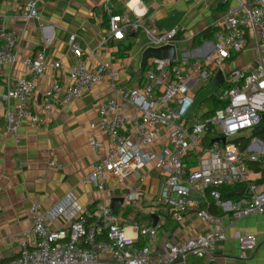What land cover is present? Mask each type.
<instances>
[{"label": "built area", "instance_id": "2783aa9c", "mask_svg": "<svg viewBox=\"0 0 264 264\" xmlns=\"http://www.w3.org/2000/svg\"><path fill=\"white\" fill-rule=\"evenodd\" d=\"M232 1L237 4L229 7L221 23L215 26L212 40L183 51L172 67L161 71L151 68L142 87L118 90L119 100L99 105L100 129L108 135L110 148L84 179L85 184L103 190L107 179L122 182L131 175L139 177L141 170L153 164L162 177L163 189L148 217L171 216L182 224L187 214L194 213L211 229L182 243L168 242L156 253L159 221L156 225H144L135 219L124 226L105 202L98 203L94 210L84 211L69 200L48 212L35 205L31 210L33 239L28 241L24 235L19 256L8 264H175L179 261L218 264L217 247L226 241L223 220L237 221L252 214L264 216V185L260 187L249 178L248 166V162L259 163L264 171V147L247 152L235 143L241 133L261 125L264 117V0H221V3L227 5ZM24 3L23 15L37 18L36 0ZM127 26L123 16H111L110 38L122 36ZM248 35L257 40L260 56L245 68L226 74L227 86L217 94L218 101L225 106L209 115L192 110L193 86H208L216 71L223 72L233 56L248 47ZM148 36L161 47L173 45L177 33L158 37L148 32ZM70 48L80 63L72 69L68 86L54 80L45 91L41 106L45 117L60 105L62 93L63 102L70 103L95 88L105 76L118 77L119 73L108 65L87 69L78 45L72 43ZM16 60L15 36L0 19V65L13 66ZM26 64L31 78L20 80L0 100V105L10 100L19 103L16 112L7 115L6 128L12 133L24 121L33 125L41 122L31 113L29 103L37 88L36 79L48 67L46 48ZM53 66L61 67L59 63ZM125 104L136 112L129 128L123 113ZM208 137L213 138L210 145H206ZM220 138L225 139V144L215 141ZM161 139H166V143L155 152L153 147ZM90 146L97 150L101 144L93 141ZM226 185L244 187L245 192L237 200H224L219 189ZM141 196L136 188L129 200ZM203 205L207 209H202ZM212 206L223 215L212 214L209 211ZM60 216L70 220L68 226L51 229L48 222ZM238 240L243 251H254L257 247L253 235L240 236ZM189 259L199 262L189 263Z\"/></svg>", "mask_w": 264, "mask_h": 264}, {"label": "crops", "instance_id": "0c3cea01", "mask_svg": "<svg viewBox=\"0 0 264 264\" xmlns=\"http://www.w3.org/2000/svg\"><path fill=\"white\" fill-rule=\"evenodd\" d=\"M24 1L0 2V19L14 34L17 51L13 66L0 65V100L20 80L31 78L26 61L43 48L48 67L36 79L37 88L29 103L31 113L41 119L40 123L24 121L12 133L6 128L7 115L15 113L19 103L10 100L0 105V264H8L19 256L24 235L28 241L33 239L31 210L35 205L48 212L69 200L82 211L94 210L101 202L112 209V199L124 198L116 213L121 224L125 226L138 219L144 225H154L155 219L147 214L162 192L163 180L153 164L141 170L139 177L131 175L122 182L107 179L103 190L84 183L110 148L108 135L100 129L98 107L104 101L119 100L118 90L142 87L151 68L161 71L170 67L168 61L149 59L141 73L143 53L150 47H160L152 43L148 32L159 37L175 31L173 45L180 56L183 51L212 40L214 35L195 42L200 34L220 24L229 7L237 4L232 1L224 5L221 0H36L37 18L28 19L23 15ZM113 15L123 16L128 23L122 36L116 38L109 36V19ZM247 41L248 47L234 55L223 72L216 71L208 86L192 85L194 99L202 91H211L195 112L207 115L212 111L219 102L218 92L227 86L226 74L245 68L260 56L255 37L248 35ZM72 43L78 45L87 69L108 65L119 73L118 77L105 76L95 88L70 103L63 102L62 93L60 105L45 117L41 108L45 91L54 80L68 86L72 69L80 63V58L71 51ZM56 63L61 65L59 69L54 68ZM123 113L129 128L135 109L125 104ZM165 140L161 139L153 150L159 152ZM236 140L246 146L245 151L254 152L264 147V132L253 136V130L246 131ZM93 141L101 147L93 149L90 146ZM252 164L248 162V166ZM249 178L260 187L264 185V171L260 168L251 169ZM136 188L142 196L131 201L129 195ZM201 207L207 209L205 205ZM211 208L212 214L223 215L215 206ZM155 218L160 222L154 245L156 253L168 242L182 243L211 229L194 213L187 214L182 224L171 216ZM69 222L60 216L48 225L58 230L66 228ZM223 224L226 241L217 247L218 264H264V216L252 214L237 221L226 218ZM128 233L132 235L131 230ZM246 235L257 238L254 251L240 248L238 238ZM195 262L199 261L189 259V263Z\"/></svg>", "mask_w": 264, "mask_h": 264}, {"label": "water", "instance_id": "95a60500", "mask_svg": "<svg viewBox=\"0 0 264 264\" xmlns=\"http://www.w3.org/2000/svg\"><path fill=\"white\" fill-rule=\"evenodd\" d=\"M178 58L177 48L174 45H164L161 47H150L146 49L142 56V63H141V73L143 74L145 68L147 66V62L149 59H156L159 61H168L169 66L172 67L173 64L176 62ZM264 132V117H263V124L259 125L255 129H253V136H257ZM216 142L221 144H225V139L220 138L216 139ZM245 192V188L241 187L234 192L235 195H242ZM124 198H114L112 199V211L116 215L118 208L124 203ZM158 223V219L155 218L156 225Z\"/></svg>", "mask_w": 264, "mask_h": 264}, {"label": "trees", "instance_id": "16d2710c", "mask_svg": "<svg viewBox=\"0 0 264 264\" xmlns=\"http://www.w3.org/2000/svg\"><path fill=\"white\" fill-rule=\"evenodd\" d=\"M0 2H1V0H0ZM214 33H215V28H213V29H209V30H207L206 32L200 34V36H199L198 38H196L195 42H196V43H197V42H200V41H201L202 39H204V38H211V37L214 35ZM224 106H225L224 103L218 102V103L215 105V108H214L212 111H210L209 113H207V115L212 114L215 110H217V109H219V108H222V107H224ZM212 139H213V138L208 137L207 142H206V145H210V143L212 142ZM240 142H241L240 140H238V141L236 140V141H235V143H236L237 145H239L240 149H241L242 151H245L246 146H241V143H240ZM251 163H253V164L249 166L250 170H251V169H258V168L261 169V165H260L259 163H254V162H251ZM261 170H262V169H261ZM238 188H239V187H237V186L226 185V186H222L219 190H220V192H221L222 197H223L224 200L234 201V200H237V199L240 198L239 195H235V194H234V192H235L236 190H238ZM210 210H212L211 207H210ZM213 212H214V211H213ZM214 213H215V212H214ZM215 214H216V213H215Z\"/></svg>", "mask_w": 264, "mask_h": 264}, {"label": "rangeland", "instance_id": "374dc122", "mask_svg": "<svg viewBox=\"0 0 264 264\" xmlns=\"http://www.w3.org/2000/svg\"><path fill=\"white\" fill-rule=\"evenodd\" d=\"M208 89V88H207ZM211 95V91H208V92H200L197 97H195V103H194V106H193V109L192 110H196L197 107L200 105L201 101L206 97V96H209Z\"/></svg>", "mask_w": 264, "mask_h": 264}]
</instances>
